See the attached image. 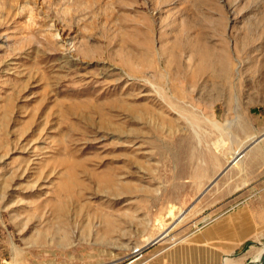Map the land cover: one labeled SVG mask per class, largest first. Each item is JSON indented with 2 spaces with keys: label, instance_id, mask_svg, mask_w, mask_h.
Segmentation results:
<instances>
[{
  "label": "rangeland",
  "instance_id": "1",
  "mask_svg": "<svg viewBox=\"0 0 264 264\" xmlns=\"http://www.w3.org/2000/svg\"><path fill=\"white\" fill-rule=\"evenodd\" d=\"M261 130L264 0H0L1 263L224 264L175 248L236 205Z\"/></svg>",
  "mask_w": 264,
  "mask_h": 264
},
{
  "label": "crops",
  "instance_id": "2",
  "mask_svg": "<svg viewBox=\"0 0 264 264\" xmlns=\"http://www.w3.org/2000/svg\"><path fill=\"white\" fill-rule=\"evenodd\" d=\"M257 123V122H256ZM257 126V125H256ZM263 128L262 125L257 126ZM260 135H254L251 144L244 145L234 150L228 159V171L233 165L243 162L248 157L246 171L249 177L243 184L236 182L235 186L244 187L233 195L235 206L221 213L210 225L205 226L191 238L188 244H181L175 248L179 254V262L188 260L189 256L199 259H216L220 256L225 261L247 243H256L263 239L264 214H263V130ZM244 185V186H243ZM219 202V199H218ZM159 242V241H158ZM172 247L161 250L147 261V264H167L171 259L165 255ZM67 258L63 262L69 264ZM59 261L44 260L42 255L32 250H27L22 264H58ZM198 263V262H197ZM0 264L1 259H0Z\"/></svg>",
  "mask_w": 264,
  "mask_h": 264
},
{
  "label": "water",
  "instance_id": "3",
  "mask_svg": "<svg viewBox=\"0 0 264 264\" xmlns=\"http://www.w3.org/2000/svg\"><path fill=\"white\" fill-rule=\"evenodd\" d=\"M263 137H264V133H263ZM217 179L212 180L211 185L214 184L216 182ZM163 238V236H158L153 243H157L158 241H160ZM258 264H264V253L261 257V259L257 262ZM245 264H254L252 261H249L248 263Z\"/></svg>",
  "mask_w": 264,
  "mask_h": 264
},
{
  "label": "bare ground",
  "instance_id": "4",
  "mask_svg": "<svg viewBox=\"0 0 264 264\" xmlns=\"http://www.w3.org/2000/svg\"><path fill=\"white\" fill-rule=\"evenodd\" d=\"M184 214H186V212L184 211L181 215H184ZM174 215V214H173ZM161 236H164V235H161ZM263 253H264V248L257 254V256H256V262H258L260 259H261V257H262V255H263ZM226 262H227V260H226ZM253 263H255V262H253ZM227 264V263H226Z\"/></svg>",
  "mask_w": 264,
  "mask_h": 264
}]
</instances>
